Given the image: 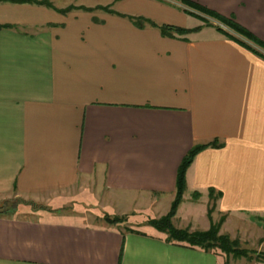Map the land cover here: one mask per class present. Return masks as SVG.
Instances as JSON below:
<instances>
[{
    "label": "crops",
    "instance_id": "0c3cea01",
    "mask_svg": "<svg viewBox=\"0 0 264 264\" xmlns=\"http://www.w3.org/2000/svg\"><path fill=\"white\" fill-rule=\"evenodd\" d=\"M188 1L264 42V0ZM75 5L90 10L0 3V199L44 205L0 216V264H219L146 224L168 211L183 156L210 141L219 146L194 157L184 195L206 196L208 209L214 189L213 220L259 218V238L236 224L221 232L264 241V51L181 0ZM102 7L199 29L163 36ZM71 189L97 199L89 217L103 223L47 216ZM180 206L174 223L196 230L176 222Z\"/></svg>",
    "mask_w": 264,
    "mask_h": 264
},
{
    "label": "trees",
    "instance_id": "16d2710c",
    "mask_svg": "<svg viewBox=\"0 0 264 264\" xmlns=\"http://www.w3.org/2000/svg\"><path fill=\"white\" fill-rule=\"evenodd\" d=\"M181 2L185 4L187 7L196 9L201 13L209 17H212V19L214 18L215 20L223 24L225 27H227L230 31L240 35L246 40L245 41L238 39L237 37H234L233 34L230 33L231 34L230 36L236 38L240 43L249 46L250 48H253L248 43L251 42L256 46H258L260 50L264 51V42L259 38H257L256 36H254L247 29L236 23L235 21L224 18L188 0H181ZM0 3H17V4L27 3V4L42 5L47 8L54 9L55 11L63 14L70 11L71 9L90 10L89 8L82 6H70L66 9L65 8L59 9L55 7L50 1L47 0H0ZM102 8L106 11L115 13L114 11L109 10L108 7H102ZM115 14L127 17L130 21L133 22V24H135L137 27L140 28L144 27L147 24L153 27H157L161 35L168 37H173L174 33L181 35L199 29V27H195L193 29H186V28H180L166 24H157L154 21L142 16H129V15L119 14L117 12ZM205 22L209 24L208 21L205 20ZM4 27H9V26L0 25V29ZM216 28L218 30H223V28L219 26H217ZM259 53L264 56V54L261 51ZM218 146L219 145L217 144L216 141H210L204 144L194 145L187 151V153L183 156L177 167L174 197L170 203L168 211L164 215L158 218L148 219L146 221V224L153 227L155 230L159 231L160 233L164 234L165 240L170 243H174L180 246H185L190 248H198L205 252L213 253L218 258L225 256L224 257L225 260L223 264H229V257H233L235 259L245 258L247 261L264 262V251L253 252L252 250L243 247L238 238H232L229 234L220 232V228L225 217L224 215H222L219 218V220L216 222L212 220L211 213L215 207L216 200L220 196L219 192H216V194H214L215 192L214 189H209L208 191L209 206L207 209V217L209 219L210 224L206 230H190L187 227L177 226L173 221L177 213L178 207L182 202V197L186 188V170L188 166L191 164V162L193 161L194 157L197 155L198 152H200L201 150L207 147H218ZM194 195H199V194L198 192H194ZM18 202L22 203V201H18ZM18 202H15L10 206L7 205V202L0 203V216L13 213L15 211V208L19 205ZM33 207L38 208L41 206H33ZM103 220L110 225H116L120 227L122 226L126 231H134L130 227L126 226L128 219L125 215L123 216L104 215Z\"/></svg>",
    "mask_w": 264,
    "mask_h": 264
},
{
    "label": "rangeland",
    "instance_id": "374dc122",
    "mask_svg": "<svg viewBox=\"0 0 264 264\" xmlns=\"http://www.w3.org/2000/svg\"><path fill=\"white\" fill-rule=\"evenodd\" d=\"M47 1H50L55 7L59 9H63V8L66 9L70 6H76L75 4L82 3V2H85L87 4L91 2H104V0H94V1L93 0H47ZM177 4L179 6L180 3H177ZM72 10H78V9H71L70 11ZM204 16L207 17L208 19H212V17H209L207 15H204ZM214 23L217 25L216 22ZM225 29H228V28H225ZM70 192H71V198H68V199L66 198L62 203H60V205L56 203H53L52 205H50L51 209L47 215L48 217H50V219L53 218V219H60V220H63V219L75 220V221H79L80 223H84V224H89V223L97 224V222L103 223L100 220L94 221V219H91L89 217L90 213L97 214V211H100V209L97 208L96 206V200H97L96 198L93 199L91 197V194L88 193L87 191H83L81 193H75L73 189H71ZM18 201H22V203ZM2 202H7L8 206H10L11 204L15 202H18L19 205H23V206L27 205L32 208L33 206H44L41 204H36L34 202L28 201L21 197H16L14 196V193L7 198L0 199V203ZM95 209H97L96 212H94ZM179 211H180L179 218L176 219V222H180V224L183 226H186L188 223H190V227L192 229L203 230L210 224L208 217H207V198L206 196L201 197L200 195H194V192H186V194L182 197V203H181ZM154 216H155L154 213H148L149 218H153ZM221 216H219V218ZM224 217L225 218L221 225L220 232H221V229H223V227H225L224 229H229L234 224H236V226L238 225L239 227L237 231L238 237H246V238L258 237L259 238V227H258L259 218H257L255 215H252V214L245 215L243 218L244 222H242L244 223L243 225H241L242 224L241 222L233 221V224H230V226L227 223H224L226 216ZM219 218H217L216 220H213V219L212 220L216 222L219 220ZM248 227L250 228V231ZM221 233H225V232H221ZM238 237H232V238H238ZM239 240L243 247L250 249L253 252L264 251V241H258L255 238H252V241H242L241 239ZM224 257L225 256L218 258L219 264H223V261L225 260ZM229 264H264V262L247 261L245 258L235 259L233 257H229Z\"/></svg>",
    "mask_w": 264,
    "mask_h": 264
},
{
    "label": "built area",
    "instance_id": "2783aa9c",
    "mask_svg": "<svg viewBox=\"0 0 264 264\" xmlns=\"http://www.w3.org/2000/svg\"><path fill=\"white\" fill-rule=\"evenodd\" d=\"M167 1H170V0H167ZM179 6H181L182 8H186L184 5H180V4H179ZM215 22L217 23V26H219V27H221V28H223V29L227 28V27H225L223 24H221L220 22H217V21H215Z\"/></svg>",
    "mask_w": 264,
    "mask_h": 264
}]
</instances>
